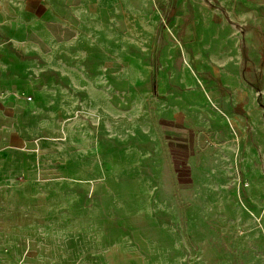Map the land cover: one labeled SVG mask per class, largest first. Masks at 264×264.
<instances>
[{
    "label": "rangeland",
    "instance_id": "rangeland-1",
    "mask_svg": "<svg viewBox=\"0 0 264 264\" xmlns=\"http://www.w3.org/2000/svg\"><path fill=\"white\" fill-rule=\"evenodd\" d=\"M175 6L164 10L153 43L180 40L170 29ZM129 56L124 50L121 66L86 68L89 79L102 77L82 84L81 93L59 83L57 130L45 113L48 130L39 118L34 126V116L0 129V153L9 155L0 171L18 172L0 180V262L207 264L232 248L225 226L214 235L203 225L217 219L212 204L226 180L184 160L208 153L201 146L210 128L195 131L205 116L179 112L167 95L175 89L195 96L202 85L160 82L156 64L151 78L140 73L134 82ZM35 87L50 98L49 81Z\"/></svg>",
    "mask_w": 264,
    "mask_h": 264
},
{
    "label": "crops",
    "instance_id": "crops-1",
    "mask_svg": "<svg viewBox=\"0 0 264 264\" xmlns=\"http://www.w3.org/2000/svg\"><path fill=\"white\" fill-rule=\"evenodd\" d=\"M174 4L170 29L180 40L153 43L164 10ZM124 50L134 82L140 73L149 79L156 64L160 82L202 85L195 96L175 89L167 95L178 100L179 112L205 116L197 134L210 128V141L201 146L208 153L184 160L226 180L212 204L217 219L203 225L214 235L225 226L233 246L207 264H264V0H0V129L34 116V126L39 118L40 129L48 130L45 113L57 130L59 83L81 93L82 84L102 77L89 79L86 68L121 66ZM46 81L49 99L35 87ZM220 131L226 139L219 140ZM4 172L0 180L18 173ZM15 263L9 257L0 262Z\"/></svg>",
    "mask_w": 264,
    "mask_h": 264
},
{
    "label": "built area",
    "instance_id": "built-area-1",
    "mask_svg": "<svg viewBox=\"0 0 264 264\" xmlns=\"http://www.w3.org/2000/svg\"><path fill=\"white\" fill-rule=\"evenodd\" d=\"M28 99L31 100V97H29Z\"/></svg>",
    "mask_w": 264,
    "mask_h": 264
}]
</instances>
